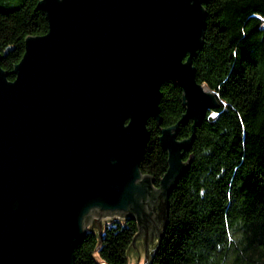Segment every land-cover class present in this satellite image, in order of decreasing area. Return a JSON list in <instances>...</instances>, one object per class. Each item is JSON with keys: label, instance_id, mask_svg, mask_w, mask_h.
Wrapping results in <instances>:
<instances>
[{"label": "water", "instance_id": "obj_1", "mask_svg": "<svg viewBox=\"0 0 264 264\" xmlns=\"http://www.w3.org/2000/svg\"><path fill=\"white\" fill-rule=\"evenodd\" d=\"M208 2L40 1L49 29L26 39L14 80L1 67L12 48L0 54V264H75L90 228L123 219L138 222L148 262L188 170L184 155L219 106L194 67ZM166 83L182 89L186 110L161 128L169 168L155 188L140 162L149 120L163 123ZM190 122L191 136L179 140Z\"/></svg>", "mask_w": 264, "mask_h": 264}, {"label": "trees", "instance_id": "obj_2", "mask_svg": "<svg viewBox=\"0 0 264 264\" xmlns=\"http://www.w3.org/2000/svg\"><path fill=\"white\" fill-rule=\"evenodd\" d=\"M40 1L0 0V54L12 48L1 60L9 80L26 39L48 32ZM205 9V36L194 67L219 106L196 129L184 155L188 170L160 215L162 231L146 264H264V0H209ZM160 110L162 126L149 120L140 162L155 188L169 168L161 128L175 126L186 110L180 87H162ZM192 124L179 128V140L191 136ZM139 233L138 222L127 219L101 232L90 228L75 249V264H131Z\"/></svg>", "mask_w": 264, "mask_h": 264}, {"label": "rangeland", "instance_id": "obj_3", "mask_svg": "<svg viewBox=\"0 0 264 264\" xmlns=\"http://www.w3.org/2000/svg\"><path fill=\"white\" fill-rule=\"evenodd\" d=\"M102 223H103L104 226H106L107 224H110L111 222L102 221ZM88 227H90V224H89ZM157 238H156V240H157ZM140 240L141 241H138V243L134 247L138 250V252L140 254L139 264H144L145 263V240H144L143 237H141ZM148 245H149V253H150V247L152 246V242L148 243ZM138 252L135 251V254H134V249L132 250V252H131V264H136L137 263V261H138Z\"/></svg>", "mask_w": 264, "mask_h": 264}]
</instances>
